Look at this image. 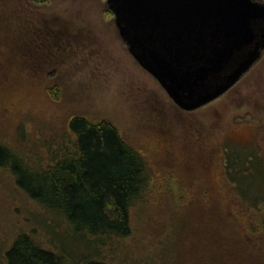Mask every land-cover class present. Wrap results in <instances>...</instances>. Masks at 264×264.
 I'll use <instances>...</instances> for the list:
<instances>
[{"label": "rangeland", "instance_id": "rangeland-1", "mask_svg": "<svg viewBox=\"0 0 264 264\" xmlns=\"http://www.w3.org/2000/svg\"><path fill=\"white\" fill-rule=\"evenodd\" d=\"M73 116L110 122L149 165L153 179L132 209L130 236L84 249L73 227L0 165L1 253L26 233L70 264H264V51L232 89L186 112L130 53L107 0H0V144L45 166L70 139ZM217 213L238 240L224 261L203 248L220 231L202 227V216Z\"/></svg>", "mask_w": 264, "mask_h": 264}, {"label": "trees", "instance_id": "trees-1", "mask_svg": "<svg viewBox=\"0 0 264 264\" xmlns=\"http://www.w3.org/2000/svg\"><path fill=\"white\" fill-rule=\"evenodd\" d=\"M31 1L41 4L49 0ZM68 133L70 139L52 151L45 166L36 168L1 144L0 165H9L17 177L18 186L32 200L72 226L73 231L69 229L74 235L84 239V249L110 246L107 242L115 238H127L131 234L132 209L143 201L153 179L149 165L142 153L128 145L118 129L108 121H90L85 117L73 116L68 122ZM225 160L227 176L234 182L229 172L233 163L228 156ZM23 162L29 165V170L25 169ZM258 203L259 199L246 204L257 207ZM200 210L208 214L207 209L202 207ZM220 214L217 213L213 218L202 216V227H206L207 231L210 227H216V233L220 231L216 234L220 238L216 239L214 246L206 244L203 248H206L208 255V251L212 250L210 257L216 255L224 261L233 258L239 250L234 242L238 240L233 231H224L223 225L228 217ZM212 220L216 222L212 224ZM205 235L206 232L202 235L203 240ZM206 254L203 255L204 263L210 258ZM0 264L70 263L62 253L45 249L29 234L22 233L15 237L5 253L0 252ZM83 264L107 263L86 259Z\"/></svg>", "mask_w": 264, "mask_h": 264}, {"label": "water", "instance_id": "water-1", "mask_svg": "<svg viewBox=\"0 0 264 264\" xmlns=\"http://www.w3.org/2000/svg\"><path fill=\"white\" fill-rule=\"evenodd\" d=\"M130 53L183 111L230 90L264 51L255 0H107Z\"/></svg>", "mask_w": 264, "mask_h": 264}, {"label": "flooded vegetation", "instance_id": "flooded-vegetation-1", "mask_svg": "<svg viewBox=\"0 0 264 264\" xmlns=\"http://www.w3.org/2000/svg\"><path fill=\"white\" fill-rule=\"evenodd\" d=\"M246 74H247V73H246ZM246 74H245V75H246ZM245 75H244V76H245ZM244 76H242V78H243ZM242 78H241V79H242ZM241 79H240V80H241ZM240 80H239V81H240ZM239 81H238V82H239ZM238 82H237V83H238ZM237 83H236V84H237ZM234 86H235V85H234ZM234 86H233V87H234ZM233 87H232V88H233ZM232 88H231V89H232Z\"/></svg>", "mask_w": 264, "mask_h": 264}]
</instances>
